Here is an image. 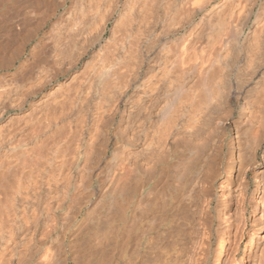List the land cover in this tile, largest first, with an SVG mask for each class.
<instances>
[{
    "label": "bare ground",
    "instance_id": "1",
    "mask_svg": "<svg viewBox=\"0 0 264 264\" xmlns=\"http://www.w3.org/2000/svg\"><path fill=\"white\" fill-rule=\"evenodd\" d=\"M52 1L0 78V264H264V0Z\"/></svg>",
    "mask_w": 264,
    "mask_h": 264
},
{
    "label": "rangeland",
    "instance_id": "2",
    "mask_svg": "<svg viewBox=\"0 0 264 264\" xmlns=\"http://www.w3.org/2000/svg\"><path fill=\"white\" fill-rule=\"evenodd\" d=\"M46 1H48V0H45L44 2H43V0H42V2H43V4H42V2L41 1H39V2H41V8L39 9L38 7H40V5L37 3V1H31V0H29V2H27L29 5L30 4H32L33 2H35V3H37L39 6H37V4H35L34 3V5L36 6V8L37 9H35V7L32 5V7H34V9L36 10H34L33 8V12L31 13V11L32 10H30V8H31V5L28 7V6H25L26 8H29V10H30V12L28 11V9L26 10V14L28 15V12H29V14H30V16H29V18H28V16H27V18L29 19H27L26 20V22L24 23V25H21V26H19V30L20 29H22L23 30V27H24V29L25 28H27V26H28V28L26 29L27 31H28V33L30 32V30H28V29H31V30H33V28H34V24H35V27H36V24L37 23H39V22H41V24L42 23H44V24H42V25H40V23L38 24V25H40V27L42 28V29H40L39 30V32H38V34L36 35V38H35V36L34 37H32V38H34V39H32L31 38V40L27 43V45H26V47H25V49H24V53H23V56L20 58V60H18V62H17V64H16V66L13 68V71H12V69L11 70H9V69H0L1 71H0V78L1 77H3L4 75L6 76V75H10V74H13L14 73V71H16V69L19 67V65L18 64H20V62H22V61H24V60H26L28 57H29V54H30V52L29 51H31V48L33 47V45H35V44H37L38 42L37 41H39L40 40V38H41V36L43 37L44 36V34H43V32L44 33H49L50 31H49V29L51 30V27L53 26V24L55 23V21H57L59 18H60V14H61V12H62V10H64V9H62V8H60L59 10H57V11H52L53 13H51V8L53 9L54 7V3H53V1L50 3L49 1H48V5L46 4ZM52 3H53V5H52ZM28 4H26V5H28ZM47 5V6H46ZM51 5H52V7H51ZM21 6V4L19 5V9L21 8L20 7ZM23 7V6H22ZM14 8L15 7H13L11 10H10V14L12 13V11L14 10ZM24 8V7H23ZM16 10H17V7L15 8ZM28 11V12H27ZM15 12H17V11H15L14 10V12L12 13V17H14V16H16V13ZM54 12H56V15L54 14ZM60 13V14H59ZM9 14V17H11V15ZM52 14H54V15H52ZM14 15V16H13ZM11 17V18H12ZM45 17H46V20H45V22H43L44 21V19H45ZM44 18V19H43ZM48 18V19H47ZM57 19V20H56ZM31 20V21H30ZM17 25V24H16ZM16 25L15 26H13L12 24H10V27L12 26V29H14L13 27H15V30H16ZM33 26V27H32ZM21 31V30H20ZM23 32L25 33V31L23 30L21 33L23 34ZM15 33V32H14ZM17 34L15 33V35H14V40H15V36H16ZM38 37V38H37ZM18 38V39H17ZM17 38H16V40H15V42L13 43V40H9V43H10V41L13 43V46H15V45H18V43L16 44V41L18 40L20 43H21V38L20 37H18L17 36ZM11 39H13V37L11 38ZM4 43V42H3ZM12 43H10L11 45H12ZM10 44H9V46H10ZM4 45H8V42H7V44L5 43ZM13 46H11L10 47V49L12 50V49H14V47ZM18 47V46H17ZM17 47H15V48H17ZM30 47V48H29ZM10 52V50H8V47H7V52ZM8 55L10 54V53H7ZM23 59V60H22ZM18 66V67H17ZM32 66V65H31ZM16 68V69H15ZM30 68H32V67H30ZM6 70H7V72H6ZM28 70H31V69H29V67H28ZM26 73H28V71H26ZM62 80H63V78H61Z\"/></svg>",
    "mask_w": 264,
    "mask_h": 264
}]
</instances>
